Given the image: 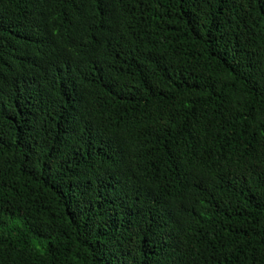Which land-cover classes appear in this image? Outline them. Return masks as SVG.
I'll return each mask as SVG.
<instances>
[{"label": "trees", "instance_id": "trees-1", "mask_svg": "<svg viewBox=\"0 0 264 264\" xmlns=\"http://www.w3.org/2000/svg\"><path fill=\"white\" fill-rule=\"evenodd\" d=\"M0 264H264V0H0Z\"/></svg>", "mask_w": 264, "mask_h": 264}]
</instances>
